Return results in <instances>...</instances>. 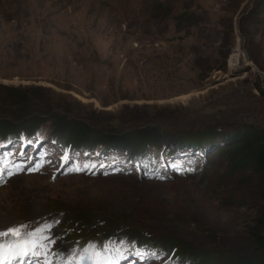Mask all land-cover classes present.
I'll list each match as a JSON object with an SVG mask.
<instances>
[{
  "label": "rangeland",
  "instance_id": "rangeland-1",
  "mask_svg": "<svg viewBox=\"0 0 264 264\" xmlns=\"http://www.w3.org/2000/svg\"><path fill=\"white\" fill-rule=\"evenodd\" d=\"M0 84L22 95L13 106L0 93L7 128L0 162L8 166L0 172V230L52 225L53 264L57 253L109 241L129 246L119 264H184L198 250L223 259L249 252V174H227L226 157L212 149L203 166L174 142L188 129H264V0H0ZM58 117L94 137L154 129L169 153L137 167L101 144L67 149L56 137ZM36 137L38 153L22 157ZM191 165L192 176L176 172ZM152 170L157 177L143 175ZM51 203L61 209L47 210ZM22 207H31L26 216ZM168 238L180 243L177 251L161 246ZM138 252L159 258L133 259Z\"/></svg>",
  "mask_w": 264,
  "mask_h": 264
},
{
  "label": "trees",
  "instance_id": "trees-1",
  "mask_svg": "<svg viewBox=\"0 0 264 264\" xmlns=\"http://www.w3.org/2000/svg\"><path fill=\"white\" fill-rule=\"evenodd\" d=\"M158 14L169 15L167 10L161 11V13ZM181 16L182 14L177 15V17ZM222 64H224L223 61ZM0 93L3 94V97L6 99L5 101L9 104H13V106L21 102L22 95L20 91L13 86L0 84ZM259 94L264 102V92L259 90ZM54 127H56L58 131L56 132V137L59 140V146L62 145L67 149H74V147L78 145L81 147L82 145L81 148L83 150L87 149V151H90L95 148L94 146L101 144V149L103 146H107L109 148L108 150H112L111 152L117 151V155L120 154L118 151H121L125 159H129L128 162H126L129 163V161H133L137 164V167H140V164L147 161L150 157L154 159L158 156H164L168 145L165 144V146L162 147L164 143H161L160 135L154 129H149V131L137 129L133 132L118 136L112 134H99L94 137L88 130L85 131L87 128L83 127L79 122L65 119L64 117H58L54 122ZM5 128L6 126H0V137L3 136L1 132L7 129ZM108 132L110 131L108 130ZM179 133L180 134L176 137L174 142L177 149H185L189 152H193V154L197 153V155H194L202 161L201 164H203V166L205 160H209L211 154H223L227 160V174H232L236 171L247 172L249 174L248 180L250 181H246L248 188L246 192H244L245 197L243 203V205L246 203L244 206L249 212L246 217L249 221L245 232L247 235L246 246H248L249 252L244 256L238 255L223 259L221 254L206 250H198V252L191 253L189 257L190 262L187 261V263L184 262V264H264V129L242 125L232 132L220 135L214 130L209 132L188 129ZM151 148H153V150L150 154ZM209 149L213 151L207 158H204V150ZM167 153H169V151H167L166 154ZM103 155L108 156L106 151ZM112 163L109 160L105 165L111 166ZM168 163L170 162L168 161ZM155 164H159V168H162L159 161ZM195 169V165H191V167H181L177 169L176 172H178L180 176L186 177L192 176ZM146 173L147 176L150 175L148 178L158 176V170L146 171L143 175L146 176ZM241 179V181L245 182L244 177H241ZM27 200L26 196L21 199L22 202ZM48 206L50 209L46 208L47 210L61 209V206L56 203H51ZM30 209L22 207L20 211L26 216ZM85 220L87 219L85 218ZM177 244L180 245L177 240L168 238L165 244L163 243L161 246L164 245L165 249H168L167 251L170 252L171 250L177 251ZM184 244L186 245L184 250H190V247L187 246L188 243L184 242Z\"/></svg>",
  "mask_w": 264,
  "mask_h": 264
},
{
  "label": "snow or ice",
  "instance_id": "snow-or-ice-1",
  "mask_svg": "<svg viewBox=\"0 0 264 264\" xmlns=\"http://www.w3.org/2000/svg\"><path fill=\"white\" fill-rule=\"evenodd\" d=\"M0 147H4L0 145ZM20 155H24L23 146ZM7 156H5V160ZM70 159L65 155L63 160L65 163ZM7 164L0 162V172L7 169ZM17 171H23L18 166ZM36 169H30L34 171ZM80 169H77L79 171ZM14 173L8 171L7 175ZM52 225L45 224L34 230L26 231V226L8 227L0 230V264H53V257L50 248L55 245V241L46 235L50 232ZM47 241V243H45ZM134 246V245H133ZM126 247L124 241H109L100 246L89 245L80 252L75 250L70 253H57L55 256V264H119L120 260L126 259L122 249ZM141 261L150 259H158L156 253L145 254L143 252L136 253Z\"/></svg>",
  "mask_w": 264,
  "mask_h": 264
},
{
  "label": "bare ground",
  "instance_id": "bare-ground-1",
  "mask_svg": "<svg viewBox=\"0 0 264 264\" xmlns=\"http://www.w3.org/2000/svg\"><path fill=\"white\" fill-rule=\"evenodd\" d=\"M239 49V48H238ZM238 49L236 50H232V54H231V56H230V65H235V63L237 62V60H238V56H239V54H237L238 53ZM42 137H44V136H42ZM42 137H36V138H34V139H32V140H34L33 142H32V144L31 145H29V146H32V147H30V150H28V148H29V146H27L26 147V149L23 147V151L24 152H27L28 153V155L30 154L31 156H32V154L35 156V154L36 153H38L37 151V149H39L38 147H39V143L41 144L42 142V140H41V138ZM16 138V137H15ZM29 140V139H28ZM30 143V142H29ZM26 145V144H25ZM16 151V150H15ZM98 153H101V155H102V157H107V159L105 160V163H107L110 159L108 158V156H105V155H103V153H102V151L101 152H98ZM97 154V153H96ZM67 155V154H66ZM50 154H47L46 155V157H49L50 158ZM23 157V156H22ZM17 159V158H16ZM32 161H34V160H32V158L31 159H29V163L31 164V163H33ZM160 165H162L161 163H160ZM107 167V166H106ZM108 168H111V167H108ZM126 247H127V245H126ZM129 247V246H128ZM127 247V248H128ZM133 247V246H132ZM127 248H125V249H127ZM125 251V250H124ZM126 252V251H125ZM128 252H130V253H135L136 251H132L131 250V248H129L128 249ZM138 253H140V252H138ZM134 258H136V260L138 259L137 258V255H135L134 257H133V259ZM122 260H124V259H122Z\"/></svg>",
  "mask_w": 264,
  "mask_h": 264
}]
</instances>
